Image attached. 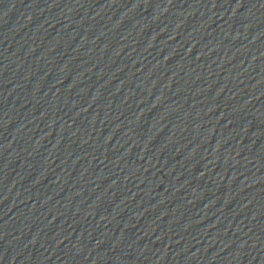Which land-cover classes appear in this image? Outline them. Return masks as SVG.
Here are the masks:
<instances>
[{
  "label": "water",
  "instance_id": "95a60500",
  "mask_svg": "<svg viewBox=\"0 0 264 264\" xmlns=\"http://www.w3.org/2000/svg\"><path fill=\"white\" fill-rule=\"evenodd\" d=\"M0 264H264V0H0Z\"/></svg>",
  "mask_w": 264,
  "mask_h": 264
}]
</instances>
